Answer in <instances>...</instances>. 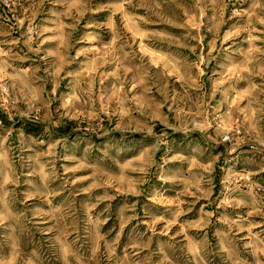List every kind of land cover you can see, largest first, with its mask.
I'll return each instance as SVG.
<instances>
[{"label":"rangeland","instance_id":"374dc122","mask_svg":"<svg viewBox=\"0 0 264 264\" xmlns=\"http://www.w3.org/2000/svg\"><path fill=\"white\" fill-rule=\"evenodd\" d=\"M0 264H264V0H0Z\"/></svg>","mask_w":264,"mask_h":264}]
</instances>
